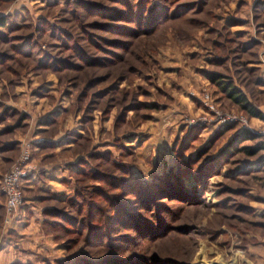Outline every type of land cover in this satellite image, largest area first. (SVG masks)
<instances>
[{
    "label": "rangeland",
    "instance_id": "obj_1",
    "mask_svg": "<svg viewBox=\"0 0 264 264\" xmlns=\"http://www.w3.org/2000/svg\"><path fill=\"white\" fill-rule=\"evenodd\" d=\"M0 19V178L27 149L20 207L28 198L41 210L23 237L2 212L14 264H255L247 248L264 245V0H0ZM206 73L229 80L263 119ZM204 95L247 125L219 122ZM241 130L256 138L236 149L263 150L219 156ZM80 162L110 185L77 176ZM129 187L141 196L124 195ZM75 189L80 214L67 203Z\"/></svg>",
    "mask_w": 264,
    "mask_h": 264
},
{
    "label": "trees",
    "instance_id": "obj_2",
    "mask_svg": "<svg viewBox=\"0 0 264 264\" xmlns=\"http://www.w3.org/2000/svg\"><path fill=\"white\" fill-rule=\"evenodd\" d=\"M5 26H6V23L3 21V19H0V29L5 28ZM79 55H81V53H79ZM82 57H84V56H82ZM82 60L84 61L85 59L82 58ZM206 79L208 80V82H210L212 85H214L218 89V91L220 93H222L223 96L227 100H229L233 105H235L246 116H248L250 118L263 119L262 115L257 110H255L254 107H252V105L246 100L245 96L239 90H237L235 87H233V85L231 84V82L229 80H225V79H223V77H221L215 73H206ZM255 138L256 137L253 136L252 134H250L248 131H242V130L238 131L237 133H235L232 136L231 141L227 143V146L223 149L222 152H220L219 156H221L222 158H225V156L228 157V155H230L232 153V151H234V150L245 152V154H247V155L254 154L258 151L263 150V146L261 144L255 145L252 148H249V147H240L239 149L235 148L237 145L241 144L242 142L251 141V140H254ZM78 166H81L83 168V170H82V168H81V170H78L77 176H80V177L83 176V178H86L88 180H94L96 182H97V180H100L99 182H103L105 184L110 185V181H108L110 178L109 176H106L103 173L98 174V173H92L90 171L89 172L85 171L84 170L85 164L82 162H80L78 164ZM79 172H82V174L81 173L79 174ZM176 180H177V177H176ZM129 186H131V185H129ZM117 188H118V186H117ZM117 188L112 187L113 190H116ZM129 188H130L129 191H125L124 195L129 196L132 194L134 197L141 196V195H138L139 193H141V191L139 189L133 190V188L132 189H131V187H129ZM120 190H122V188ZM153 190H156V189L153 188ZM95 191H97V193H95L94 195L97 198L101 199V201L107 205L109 213H114V215L116 217H117V215H122V213L118 214L120 211L117 210V212H116V209H114V207L112 209L110 208V206L112 204L114 206V203H116V201H117L116 197H114V198L113 197L112 198L106 197L104 192H101L98 189ZM73 192H74L73 198L70 197L69 199H67L68 207L75 209L76 214H80L82 211V206H83V205H79L80 204L79 201H82V197L80 196L81 191L75 189V191H73ZM147 194H150V193L147 192ZM82 196H84V195H82ZM147 196H150V195H147ZM0 197L3 198V200H4V196L1 192H0ZM52 212L54 213V215H57V214L60 215L61 218H64L63 220L66 219L64 214L58 213L57 211H52ZM102 213H103V211H101L100 209H97V214L101 215ZM69 223H71V224L75 223L77 225V228L81 229V232L83 229H85V226L80 221L75 222V220L72 219V220H69ZM90 230H91V228L89 229L87 227V233L89 232V234L90 233L97 234V231L91 232Z\"/></svg>",
    "mask_w": 264,
    "mask_h": 264
},
{
    "label": "built area",
    "instance_id": "obj_3",
    "mask_svg": "<svg viewBox=\"0 0 264 264\" xmlns=\"http://www.w3.org/2000/svg\"><path fill=\"white\" fill-rule=\"evenodd\" d=\"M203 106L214 116L219 122H232L237 121L242 127L247 125L246 120L241 117H235L233 115H220L213 107L208 97L204 95L201 100ZM200 123L206 122L204 117L197 119ZM194 121H190L192 124ZM264 142V130L260 131ZM33 167L29 162V153L27 149L22 150L19 160L11 165L9 169L4 172L0 178V192L4 196L3 212L4 217L2 224L8 226L13 220L14 212L20 207L22 203L21 197V183L28 179V176L32 172Z\"/></svg>",
    "mask_w": 264,
    "mask_h": 264
},
{
    "label": "crops",
    "instance_id": "obj_4",
    "mask_svg": "<svg viewBox=\"0 0 264 264\" xmlns=\"http://www.w3.org/2000/svg\"><path fill=\"white\" fill-rule=\"evenodd\" d=\"M6 172V171H5ZM23 183V182H22ZM22 185V184H21ZM3 198L0 197V228H1V221H2V212H3ZM34 202L29 200L28 198L23 201V204L20 208H18L14 212V221L12 223V236L13 234L20 233L21 237L25 236L27 234L26 232L33 230L36 226L39 225L41 222V217L39 216V213L41 210L33 205ZM13 217V218H14ZM23 219V225L20 228L19 231L16 229V224L20 222V220ZM22 221V220H21ZM18 228V227H17ZM1 234V233H0ZM11 234L8 232L7 235H0V264H14L15 263V246L12 245V242L10 241ZM29 237V236H28ZM40 240V237H38ZM247 255L250 257V260L255 264H260L264 260V245H258L255 247L251 246L247 248ZM234 257V255H232ZM238 261V263L236 262ZM247 261V260H245ZM245 264L243 260H235L231 259L229 264ZM249 263V262H247ZM228 264V263H227ZM251 264V262L249 263Z\"/></svg>",
    "mask_w": 264,
    "mask_h": 264
}]
</instances>
